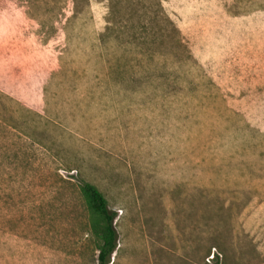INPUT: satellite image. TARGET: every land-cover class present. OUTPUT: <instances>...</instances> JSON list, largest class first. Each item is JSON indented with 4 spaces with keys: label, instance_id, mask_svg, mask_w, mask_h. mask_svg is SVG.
I'll return each instance as SVG.
<instances>
[{
    "label": "rangeland",
    "instance_id": "1",
    "mask_svg": "<svg viewBox=\"0 0 264 264\" xmlns=\"http://www.w3.org/2000/svg\"><path fill=\"white\" fill-rule=\"evenodd\" d=\"M264 264V0H0V264Z\"/></svg>",
    "mask_w": 264,
    "mask_h": 264
},
{
    "label": "trees",
    "instance_id": "2",
    "mask_svg": "<svg viewBox=\"0 0 264 264\" xmlns=\"http://www.w3.org/2000/svg\"><path fill=\"white\" fill-rule=\"evenodd\" d=\"M79 189L89 210V229L95 238L97 253L94 264H108L117 245V231L113 222L115 212L109 208L106 197L93 183L82 180Z\"/></svg>",
    "mask_w": 264,
    "mask_h": 264
}]
</instances>
